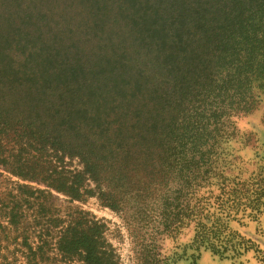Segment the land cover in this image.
I'll list each match as a JSON object with an SVG mask.
<instances>
[{"label": "trees", "instance_id": "obj_1", "mask_svg": "<svg viewBox=\"0 0 264 264\" xmlns=\"http://www.w3.org/2000/svg\"><path fill=\"white\" fill-rule=\"evenodd\" d=\"M123 4L131 12L133 50L113 52L112 69L98 76L92 70L90 79L63 83L65 98L57 105L45 106L46 82L39 68L19 72L0 58V70L7 68L0 77L12 83L39 77L43 84H25L27 92L35 89L31 99L40 104L41 114L0 113V166L45 186L10 181L11 188L0 195V264H125L108 242L102 219L78 207L62 211L48 198L51 190L69 203L95 197L118 211L114 194L139 170L138 160L144 161L145 187L181 181L183 201L172 214L158 213L156 224L135 217L143 232L131 264H172L157 236L174 235L191 224L198 247L222 252L249 247L225 232L221 218L211 224L204 219L209 208L219 217L257 210L249 193L258 203L264 198V179L247 184L224 175L231 164L224 145L235 119L253 111L264 88V0ZM33 51L31 46L26 52ZM54 64L66 65L63 60ZM57 67L40 65L54 77ZM41 115L55 116L61 124L41 122ZM154 160L162 163L158 181L150 179Z\"/></svg>", "mask_w": 264, "mask_h": 264}, {"label": "rangeland", "instance_id": "obj_2", "mask_svg": "<svg viewBox=\"0 0 264 264\" xmlns=\"http://www.w3.org/2000/svg\"><path fill=\"white\" fill-rule=\"evenodd\" d=\"M123 1L0 0V58L4 59V63L12 64L13 70L19 69V72L39 68L43 72L41 78L46 82L45 106L57 105L60 98H65L63 86L66 84L63 83L76 77L90 79L88 73L92 70L98 76L110 66L108 59L113 52L118 55V52L129 53L133 50L131 46H134V37L128 32L131 12L124 10ZM125 1L133 3V0ZM31 46L35 47V51L27 54ZM60 60L65 61L66 65L57 67L54 63ZM40 65L57 67V77L51 71L46 74ZM70 69H74L73 77H70ZM6 73L7 68L0 70V75ZM6 79L0 77V113L25 115L28 112V117H31L37 111L39 114L43 112L38 106L40 104L31 99L35 89L31 88V92H27L25 85L32 82L30 84L41 87L43 84L38 81L39 77L29 78L26 82L16 79L13 83ZM57 79L62 83L55 85ZM258 92L256 107L251 113L235 119L234 133L224 145L228 153L227 160L231 163L224 175L247 184L260 183L264 179V88ZM40 121L56 126L61 124L55 116L49 119L41 115ZM61 132L64 133V130L61 129ZM76 163V159L70 161L72 166H76ZM149 165L153 177L150 179L158 181L157 170L162 163L154 160ZM144 166V161L138 160L139 170L132 173L131 180L127 179L123 188L115 192V199L120 201L118 211L101 205L95 197L69 203L65 195L54 190L50 191L49 203L62 211L78 207L102 219L107 227L108 242L118 250L125 264H131L138 247L136 244L140 243L143 232L139 226L142 222L138 224L135 217L155 219L156 224L158 213L166 210L167 214H172L178 210L179 205L181 207L183 201L180 196L183 193L180 191L181 181L172 179L166 185L154 187L151 184L145 187L148 179L140 173ZM10 181L45 188L41 183L23 181L0 166V195L11 188ZM128 182L134 184L129 186ZM210 188L214 193L218 192L215 186ZM245 189L249 190V186ZM248 197L250 204L257 205V210L250 212L248 208L242 212L237 209L228 217H219L215 208H209L204 219L207 224H211L221 218L225 232L232 237L244 239V244L249 246L246 250L241 247L236 248V251L228 249L222 252L221 249L215 251L198 247L193 241L194 228L191 224L174 235L157 236L161 253L169 256L172 264H264V198H260L261 203H258L250 193ZM147 215L152 217L148 218Z\"/></svg>", "mask_w": 264, "mask_h": 264}]
</instances>
